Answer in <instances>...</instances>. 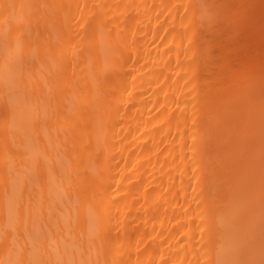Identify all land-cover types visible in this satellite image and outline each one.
<instances>
[{"label":"bare ground","instance_id":"1","mask_svg":"<svg viewBox=\"0 0 264 264\" xmlns=\"http://www.w3.org/2000/svg\"><path fill=\"white\" fill-rule=\"evenodd\" d=\"M13 178L21 259L258 262L264 0H0V231Z\"/></svg>","mask_w":264,"mask_h":264},{"label":"snow or ice","instance_id":"2","mask_svg":"<svg viewBox=\"0 0 264 264\" xmlns=\"http://www.w3.org/2000/svg\"><path fill=\"white\" fill-rule=\"evenodd\" d=\"M99 7H106L105 5H100ZM187 7H185V11L187 13ZM199 16L198 19L201 25L207 27L208 29H215L218 26V16L213 10V7L207 4H201L199 6ZM6 31L4 34L5 45L7 46L8 33L10 30V25H5ZM13 169L9 168V176H12ZM11 190L7 187L4 191V198L6 205L8 207V224L4 226V229L0 231V242H2L5 246L11 242L12 247L8 248L7 256L3 259H0V264H76L74 260H64L59 255L56 256L55 259L48 258L43 260L32 259L36 253L47 254V249L45 248V244L48 247L53 248L54 251L57 248L53 247L57 245V241L52 238L50 231L45 232L44 228L39 225L33 224L32 229L30 230L27 226V221L24 223V240L27 245L30 246L29 259L24 260L21 259V253L23 252V248H18V241L20 239L19 233L15 227V222L20 219V211L19 205L16 203L17 200V180L13 178L11 180ZM12 229V234L9 240V232L8 229ZM261 259L257 262L255 260H247V261H238V260H218L217 264H264V220H262L261 224ZM67 244H65V250L67 251ZM13 256L15 258H13ZM83 264V262H81Z\"/></svg>","mask_w":264,"mask_h":264}]
</instances>
